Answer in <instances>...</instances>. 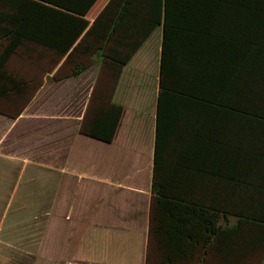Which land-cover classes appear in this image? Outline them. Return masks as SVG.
I'll use <instances>...</instances> for the list:
<instances>
[{
    "label": "trees",
    "instance_id": "trees-1",
    "mask_svg": "<svg viewBox=\"0 0 264 264\" xmlns=\"http://www.w3.org/2000/svg\"><path fill=\"white\" fill-rule=\"evenodd\" d=\"M95 2L0 0V98L26 95L28 82L7 69L26 42L66 55L82 36L113 39L109 55L122 67L164 23L160 86L179 149L168 163L157 150V169L168 165L153 187L158 264L193 263L208 246L224 260L264 249V0H159L157 18L111 0L91 24ZM123 111H94L84 132L112 142Z\"/></svg>",
    "mask_w": 264,
    "mask_h": 264
},
{
    "label": "crops",
    "instance_id": "crops-1",
    "mask_svg": "<svg viewBox=\"0 0 264 264\" xmlns=\"http://www.w3.org/2000/svg\"><path fill=\"white\" fill-rule=\"evenodd\" d=\"M110 1L96 0L86 14L91 24ZM117 2L143 15L159 12V0ZM120 10L114 5V13ZM163 37L161 23L122 67L109 55L113 39L94 36H82L66 55L26 42L10 57L7 69L28 87L14 105L0 108V246L6 251L22 252L27 263L47 264L48 253L56 254V264H147L148 253L151 264L160 262L151 239L153 187L168 165L157 169V150L168 163L179 149L160 86ZM105 46L104 54L97 51ZM80 63L87 69L74 75ZM111 104L124 109L113 141L85 133L92 113ZM81 250L93 260L70 258ZM199 255L190 264H264V249L224 260L208 246Z\"/></svg>",
    "mask_w": 264,
    "mask_h": 264
},
{
    "label": "rangeland",
    "instance_id": "rangeland-1",
    "mask_svg": "<svg viewBox=\"0 0 264 264\" xmlns=\"http://www.w3.org/2000/svg\"><path fill=\"white\" fill-rule=\"evenodd\" d=\"M49 54H52L49 52ZM50 67V66H49ZM17 101L16 96L12 95V97L6 99V98H0V108L6 109L7 107H10L14 105V102ZM55 253H48V260L47 264H56L55 261ZM25 254H22V252H8L6 249H4L2 246H0V264H14L15 260L18 259L22 263H16V264H25L27 263V259L23 258ZM72 260H82V261H92L93 258L88 257L87 254L83 253L82 250L78 251L77 253H74L70 256ZM123 264H131L129 262H122ZM27 264H46V262L40 263L39 259L37 262H29ZM87 264V263H86Z\"/></svg>",
    "mask_w": 264,
    "mask_h": 264
}]
</instances>
